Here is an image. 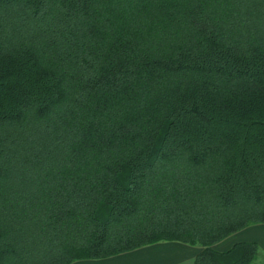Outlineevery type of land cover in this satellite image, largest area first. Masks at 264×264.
<instances>
[{
    "label": "trees",
    "instance_id": "1",
    "mask_svg": "<svg viewBox=\"0 0 264 264\" xmlns=\"http://www.w3.org/2000/svg\"><path fill=\"white\" fill-rule=\"evenodd\" d=\"M264 0H0V264L160 242L254 264Z\"/></svg>",
    "mask_w": 264,
    "mask_h": 264
},
{
    "label": "crops",
    "instance_id": "2",
    "mask_svg": "<svg viewBox=\"0 0 264 264\" xmlns=\"http://www.w3.org/2000/svg\"><path fill=\"white\" fill-rule=\"evenodd\" d=\"M243 242H255L258 251L262 249L260 244L264 245V225H254L241 230L218 243L214 248L224 252L235 244ZM200 250L198 246L179 242H160L114 257L82 260L72 264H194Z\"/></svg>",
    "mask_w": 264,
    "mask_h": 264
},
{
    "label": "rangeland",
    "instance_id": "3",
    "mask_svg": "<svg viewBox=\"0 0 264 264\" xmlns=\"http://www.w3.org/2000/svg\"><path fill=\"white\" fill-rule=\"evenodd\" d=\"M261 248L264 250V245L260 244ZM262 249H259L257 257L255 259L254 264H264V252Z\"/></svg>",
    "mask_w": 264,
    "mask_h": 264
}]
</instances>
